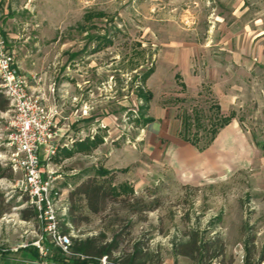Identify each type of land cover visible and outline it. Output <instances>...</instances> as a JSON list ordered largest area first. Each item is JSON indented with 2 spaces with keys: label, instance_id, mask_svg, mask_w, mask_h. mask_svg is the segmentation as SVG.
<instances>
[{
  "label": "rangeland",
  "instance_id": "obj_1",
  "mask_svg": "<svg viewBox=\"0 0 264 264\" xmlns=\"http://www.w3.org/2000/svg\"><path fill=\"white\" fill-rule=\"evenodd\" d=\"M0 10L6 50L28 87L60 106L59 127L103 140L69 159L59 149L48 169L61 202L99 168L127 196L77 225L59 216L61 232L115 242L112 260L137 249L150 264H264V112L234 62L254 59L264 0H4ZM104 35L112 44L94 51L91 37ZM150 67L140 117L138 76ZM215 106L237 123L209 144ZM5 128L0 118V264H19V246L41 232L21 217Z\"/></svg>",
  "mask_w": 264,
  "mask_h": 264
},
{
  "label": "built area",
  "instance_id": "obj_2",
  "mask_svg": "<svg viewBox=\"0 0 264 264\" xmlns=\"http://www.w3.org/2000/svg\"><path fill=\"white\" fill-rule=\"evenodd\" d=\"M0 91L8 100V109L0 112V118L6 120L5 140L10 167L22 176L18 189L26 195L25 205L34 211L41 232L38 240L19 248L35 246L40 258L46 259L49 250L41 244L48 239L63 256L86 259L83 255L72 253V236L60 231L58 217L65 219L69 207L65 199L61 202V194L53 188L54 178L48 169L60 148L69 147L84 138V135L79 132L77 137L70 136L69 125L59 127L58 108L47 107L45 101L48 99L40 91L28 87L26 78L18 71L6 50V41L1 32ZM64 128L67 130L64 131ZM43 163L46 170L43 169ZM92 264L119 263L102 256ZM207 264L222 263L212 260Z\"/></svg>",
  "mask_w": 264,
  "mask_h": 264
},
{
  "label": "trees",
  "instance_id": "obj_3",
  "mask_svg": "<svg viewBox=\"0 0 264 264\" xmlns=\"http://www.w3.org/2000/svg\"><path fill=\"white\" fill-rule=\"evenodd\" d=\"M92 16L101 17L102 15H87L86 18H91ZM91 40H97V44L94 47V51H98L100 49H104L108 45L112 44V40L110 36H97L92 38ZM154 68L150 67L146 70H144L141 74L138 76V83L139 86H137L136 90V97L140 101L143 102L141 106V113L140 117H143L144 113L143 111L148 109V103L152 99V93L145 90V83L148 80V78L153 74ZM8 108V100L4 96V94L0 91V112L6 111ZM214 110H216L217 115L214 116L213 121L210 124V133H209V140L208 143L214 141L216 135L218 132L226 127L231 120L233 119L232 113L230 116L225 117L220 115L219 107L215 106ZM193 125L194 126H200L198 125V117L195 118ZM185 119V127H189L190 124L188 122L186 123ZM144 124L153 122L152 118H146L143 119ZM182 139L188 143H190L193 146L198 145L197 139H189L185 136L182 137ZM102 138L100 136H95L92 139L85 138L82 141H76L70 148L68 149H62L64 156L66 158H69L73 156L76 153H91L94 151L99 145H101ZM207 143V145H208ZM58 154V152H57ZM56 154V155H57ZM55 155V156H56ZM55 156L52 158V160L55 158ZM110 173L108 170L99 168L96 171H94V174L91 176H88L86 180L82 181L79 185L76 186L75 189H73L69 195H68V203H69V221L73 225H77L78 223L86 222L88 221L90 216L99 215L102 212L105 211L106 206L109 202L117 201V202H126V197H119L120 191H116V189L112 186V178L109 177ZM3 174H0V177H2ZM122 192H132L130 188L126 185L122 186ZM30 214H29V213ZM3 213V211H0V215ZM35 213L31 209L25 208V210L21 211V217L23 219H31L35 218ZM65 233H68V229H65ZM46 240H44L42 243H45ZM71 251L73 254H79L87 257L86 259H80L77 257H65L62 255L61 251L57 248L55 250L50 249V253L48 254V257L50 258V262H57L60 264H92L95 262L96 259L107 256L109 259H111V254L114 248H116L115 242H105L102 237L100 236H92V237H86V238H71ZM26 251L27 254H29L32 258L36 260H41L40 254L38 249L35 246H28L27 248L21 249V251ZM186 254V253H183ZM112 260V259H111ZM113 261L118 262L119 264H150L151 258L141 252L140 250L135 249L132 253H121L119 256Z\"/></svg>",
  "mask_w": 264,
  "mask_h": 264
},
{
  "label": "crops",
  "instance_id": "obj_4",
  "mask_svg": "<svg viewBox=\"0 0 264 264\" xmlns=\"http://www.w3.org/2000/svg\"><path fill=\"white\" fill-rule=\"evenodd\" d=\"M3 1L4 0H0V6L2 5ZM263 33L264 32H262L259 35V40L255 44L256 46H255V50H254V52H255L254 59L253 60H234V62L237 64L238 70L241 71V77L243 79L246 78V71H249V74L253 75L251 77L252 81H253V84H254V95H253L254 97L253 98H254V100L257 103H259V105H261L262 111L264 112V36H263L264 34ZM247 65H248V68H247ZM222 95H223V93H222ZM223 97H228L229 100L230 99L231 100L235 99V96H233V95H223ZM238 97H239V95H238ZM240 99L241 98H239L238 101H237L238 104L241 103ZM45 105L47 107H54L55 106L56 108H58L59 112L61 111L60 110V106L56 105L55 103H52L50 99L45 101ZM235 123H237V122H235V120H231L229 125H227L226 127H230V126L234 127ZM73 124L74 123H72L71 125H73ZM78 133L79 132L76 131L73 135L75 137H77ZM87 136L90 137V135H87ZM94 136H95V134L92 135V137H94ZM85 138H86V136H84V138H82V139H78L77 141H82ZM90 139H92V138H90ZM72 145H70L68 148H70ZM69 158H67V159H69ZM48 247L49 246H47V248ZM19 256H20V261L14 260L15 262H19V264H60V263H57V262H50L49 261V259H50L49 257H48V259H44L45 262H44V260L41 261L42 260L41 259L40 260L41 262L38 263L36 261V259L32 258L29 254L22 253L21 250H20V255ZM1 260H3V259H1Z\"/></svg>",
  "mask_w": 264,
  "mask_h": 264
}]
</instances>
